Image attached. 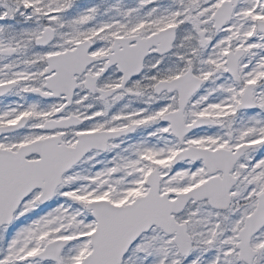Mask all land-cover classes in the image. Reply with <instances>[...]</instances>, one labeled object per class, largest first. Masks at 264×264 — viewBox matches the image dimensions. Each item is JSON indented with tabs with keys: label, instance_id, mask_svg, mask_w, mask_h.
I'll return each instance as SVG.
<instances>
[{
	"label": "snow or ice",
	"instance_id": "6c2138e0",
	"mask_svg": "<svg viewBox=\"0 0 264 264\" xmlns=\"http://www.w3.org/2000/svg\"><path fill=\"white\" fill-rule=\"evenodd\" d=\"M0 264H264V0H0Z\"/></svg>",
	"mask_w": 264,
	"mask_h": 264
}]
</instances>
